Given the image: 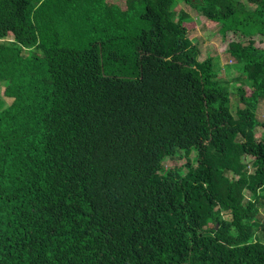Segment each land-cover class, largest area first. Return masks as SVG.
<instances>
[{
    "label": "trees",
    "instance_id": "16d2710c",
    "mask_svg": "<svg viewBox=\"0 0 264 264\" xmlns=\"http://www.w3.org/2000/svg\"><path fill=\"white\" fill-rule=\"evenodd\" d=\"M263 45L264 0H0V264H264Z\"/></svg>",
    "mask_w": 264,
    "mask_h": 264
},
{
    "label": "rangeland",
    "instance_id": "374dc122",
    "mask_svg": "<svg viewBox=\"0 0 264 264\" xmlns=\"http://www.w3.org/2000/svg\"><path fill=\"white\" fill-rule=\"evenodd\" d=\"M177 9H184L191 15V18L186 24L189 28L190 37L193 38L196 43H198L201 49L200 59L203 60L207 56H213L215 60V66L217 67L219 74L224 80L229 81L231 89H233L235 85L246 86L243 79H240L239 71L234 67L235 59L225 50V44L218 30L220 25L209 21L187 3H180ZM4 91L5 86L3 83H0V99H3L5 101V105L7 106L12 102L13 99L6 97ZM231 97L232 110L235 113L236 107L242 106V103L239 101V96L235 92L231 93ZM257 116L261 121L264 120V99H262L260 102ZM262 133L263 129L258 127L256 136L259 138ZM178 160L182 159H177V161ZM172 162L174 161L169 159L168 165L172 164ZM258 235L264 242V231H260Z\"/></svg>",
    "mask_w": 264,
    "mask_h": 264
}]
</instances>
